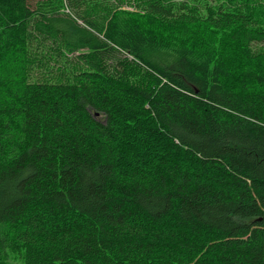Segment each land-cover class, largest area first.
Here are the masks:
<instances>
[{
  "label": "trees",
  "instance_id": "1",
  "mask_svg": "<svg viewBox=\"0 0 264 264\" xmlns=\"http://www.w3.org/2000/svg\"><path fill=\"white\" fill-rule=\"evenodd\" d=\"M0 264H264V0H0Z\"/></svg>",
  "mask_w": 264,
  "mask_h": 264
}]
</instances>
